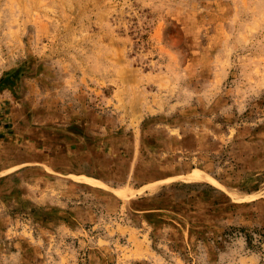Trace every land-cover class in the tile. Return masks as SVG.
Segmentation results:
<instances>
[{
  "label": "rangeland",
  "instance_id": "rangeland-1",
  "mask_svg": "<svg viewBox=\"0 0 264 264\" xmlns=\"http://www.w3.org/2000/svg\"><path fill=\"white\" fill-rule=\"evenodd\" d=\"M0 264H264V0H0Z\"/></svg>",
  "mask_w": 264,
  "mask_h": 264
},
{
  "label": "bare ground",
  "instance_id": "bare-ground-1",
  "mask_svg": "<svg viewBox=\"0 0 264 264\" xmlns=\"http://www.w3.org/2000/svg\"><path fill=\"white\" fill-rule=\"evenodd\" d=\"M183 176H185V175H183ZM182 176V177H183ZM188 177H191V179H200V178H203V177H206L204 174H198V175H190V176H188ZM165 179V178H164ZM186 180V179H185ZM190 180V179H189ZM188 182V181H187ZM149 186V185H148ZM152 186V185H151ZM150 187V186H149ZM120 188V187H119ZM145 188H147V187H145ZM149 190V189H148ZM146 191V190H145ZM117 192H122V193H126V191H125V189L123 190V189H119V190H117ZM134 194V192H132V195ZM238 194V193H237Z\"/></svg>",
  "mask_w": 264,
  "mask_h": 264
}]
</instances>
